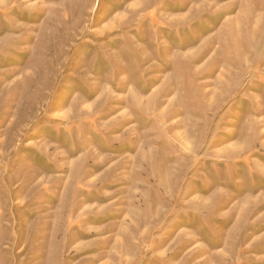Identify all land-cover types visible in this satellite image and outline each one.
I'll use <instances>...</instances> for the list:
<instances>
[{
	"label": "rangeland",
	"instance_id": "rangeland-1",
	"mask_svg": "<svg viewBox=\"0 0 264 264\" xmlns=\"http://www.w3.org/2000/svg\"><path fill=\"white\" fill-rule=\"evenodd\" d=\"M0 264H264V0H0Z\"/></svg>",
	"mask_w": 264,
	"mask_h": 264
}]
</instances>
